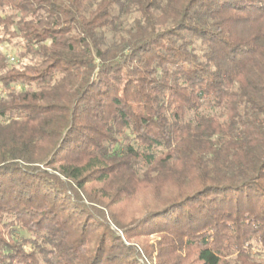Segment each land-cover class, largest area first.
Wrapping results in <instances>:
<instances>
[{"label":"trees","instance_id":"trees-1","mask_svg":"<svg viewBox=\"0 0 264 264\" xmlns=\"http://www.w3.org/2000/svg\"><path fill=\"white\" fill-rule=\"evenodd\" d=\"M0 30L33 57L0 50V264H264V0H0Z\"/></svg>","mask_w":264,"mask_h":264},{"label":"rangeland","instance_id":"rangeland-1","mask_svg":"<svg viewBox=\"0 0 264 264\" xmlns=\"http://www.w3.org/2000/svg\"><path fill=\"white\" fill-rule=\"evenodd\" d=\"M7 14L11 13L10 11L6 12ZM3 35L2 30H0V37ZM21 41L16 39L14 40L11 44H5L0 46V50L4 51L7 55L14 57L15 58V62H11L9 60L10 65H20V64H28L31 62V59L33 58L31 55L26 58L23 59L20 56V53L22 52V48L20 45ZM9 59V58H8ZM143 202L142 201H138L132 205H130L128 208L129 210H131V214H133L135 217H139L141 210L143 209ZM157 236L156 235H151L150 237H146L144 238L145 241L149 242L150 244H156L157 241ZM143 240V239H141ZM132 243H138L137 241L133 240L131 241ZM263 255H264V251ZM153 264H157L156 263V259H154Z\"/></svg>","mask_w":264,"mask_h":264},{"label":"built area","instance_id":"built-area-1","mask_svg":"<svg viewBox=\"0 0 264 264\" xmlns=\"http://www.w3.org/2000/svg\"><path fill=\"white\" fill-rule=\"evenodd\" d=\"M8 58H9V60L11 61V62H15V58L14 57H11V56H7Z\"/></svg>","mask_w":264,"mask_h":264}]
</instances>
